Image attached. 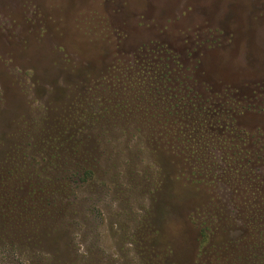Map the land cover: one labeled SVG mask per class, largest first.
<instances>
[{
	"label": "rangeland",
	"instance_id": "1",
	"mask_svg": "<svg viewBox=\"0 0 264 264\" xmlns=\"http://www.w3.org/2000/svg\"><path fill=\"white\" fill-rule=\"evenodd\" d=\"M21 143L66 198L0 264H264V0H0V172Z\"/></svg>",
	"mask_w": 264,
	"mask_h": 264
},
{
	"label": "trees",
	"instance_id": "2",
	"mask_svg": "<svg viewBox=\"0 0 264 264\" xmlns=\"http://www.w3.org/2000/svg\"><path fill=\"white\" fill-rule=\"evenodd\" d=\"M80 105H82L83 111L85 106L87 107L86 103H80ZM54 127L53 131L46 130V137H36L41 149L38 150L36 147L34 150L43 153L40 154V157L44 159L40 170L41 168L43 170L44 168L48 169L51 163L60 167L62 157L72 152L70 150L74 140L68 143L70 137L63 136V131L57 129L56 126ZM66 141V146L62 147ZM31 146L33 147V143ZM34 146L36 145L34 144ZM26 147L27 153L31 151L27 145ZM23 150L24 145L22 143L17 145L14 154H5L7 155L5 160L9 162L17 156L20 165L25 166L30 171H25L23 168L17 167L16 164H12L13 166H7L8 169L3 166L5 170L0 172V241L4 239L13 240L14 238L19 241H26L23 238L25 235L22 233L19 237H13L16 235L15 230L19 231L25 224L33 227L35 224L37 226L45 224V222H53L61 213L62 202L60 200L63 197L66 198L64 194H66L67 186L60 187L58 181H54L58 180L56 177L53 180L49 177L41 178L38 176L34 171V162L25 158ZM74 156L77 157L78 155ZM87 173L90 174L91 172L88 171ZM62 190L65 191L62 192ZM27 238L31 239L30 237ZM151 261L152 264H157L154 260Z\"/></svg>",
	"mask_w": 264,
	"mask_h": 264
},
{
	"label": "flooded vegetation",
	"instance_id": "3",
	"mask_svg": "<svg viewBox=\"0 0 264 264\" xmlns=\"http://www.w3.org/2000/svg\"><path fill=\"white\" fill-rule=\"evenodd\" d=\"M208 107H210V104L208 105Z\"/></svg>",
	"mask_w": 264,
	"mask_h": 264
}]
</instances>
